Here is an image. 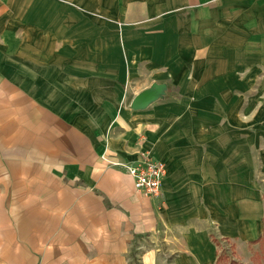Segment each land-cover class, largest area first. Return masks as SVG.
I'll list each match as a JSON object with an SVG mask.
<instances>
[{"label": "crops", "instance_id": "1", "mask_svg": "<svg viewBox=\"0 0 264 264\" xmlns=\"http://www.w3.org/2000/svg\"><path fill=\"white\" fill-rule=\"evenodd\" d=\"M141 151L157 195L112 162ZM263 232L264 0H0V264H212Z\"/></svg>", "mask_w": 264, "mask_h": 264}, {"label": "built area", "instance_id": "2", "mask_svg": "<svg viewBox=\"0 0 264 264\" xmlns=\"http://www.w3.org/2000/svg\"><path fill=\"white\" fill-rule=\"evenodd\" d=\"M122 166L133 178L134 187L146 195H157L165 174L163 161L153 159L148 152L141 151L129 160L112 161Z\"/></svg>", "mask_w": 264, "mask_h": 264}, {"label": "rangeland", "instance_id": "3", "mask_svg": "<svg viewBox=\"0 0 264 264\" xmlns=\"http://www.w3.org/2000/svg\"><path fill=\"white\" fill-rule=\"evenodd\" d=\"M218 257L216 263L212 264H264V232L258 240L252 241L246 247V252H236L234 246L227 241L215 238ZM138 258V256H137ZM160 264H174L171 260L165 259Z\"/></svg>", "mask_w": 264, "mask_h": 264}, {"label": "water", "instance_id": "4", "mask_svg": "<svg viewBox=\"0 0 264 264\" xmlns=\"http://www.w3.org/2000/svg\"><path fill=\"white\" fill-rule=\"evenodd\" d=\"M166 83L152 82L150 85L138 91L130 101V107L133 109H142L162 97L166 93Z\"/></svg>", "mask_w": 264, "mask_h": 264}]
</instances>
